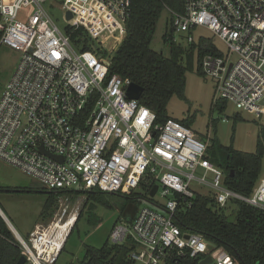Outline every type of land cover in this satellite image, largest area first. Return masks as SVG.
Returning <instances> with one entry per match:
<instances>
[{"label":"built area","instance_id":"obj_1","mask_svg":"<svg viewBox=\"0 0 264 264\" xmlns=\"http://www.w3.org/2000/svg\"><path fill=\"white\" fill-rule=\"evenodd\" d=\"M43 2L0 0V46L19 53L0 97V159L44 188L65 193L128 194L149 175L164 203L153 201L162 209L142 204L131 220L113 225L110 243L129 241L133 264H201L208 256L205 264H236L201 233L184 232L176 210L197 192L190 188L197 183L221 207L241 200L264 211V173L248 195L225 186L223 170L205 156L206 141L176 118L157 122L140 98L127 97L132 81L112 73L111 65L132 0H62L63 29ZM31 4L34 10L19 19L20 9ZM168 10L172 42L209 38L194 36L202 27L225 45L221 50L214 43L217 53L200 60L203 75L215 81L213 101L264 115V0H184L183 12ZM66 28L84 29L87 48L74 44ZM65 193L49 221L36 224L26 238L19 234L24 264H55L78 215V205L68 209Z\"/></svg>","mask_w":264,"mask_h":264},{"label":"trees","instance_id":"obj_2","mask_svg":"<svg viewBox=\"0 0 264 264\" xmlns=\"http://www.w3.org/2000/svg\"><path fill=\"white\" fill-rule=\"evenodd\" d=\"M165 8L183 12L184 0H132L130 16L126 22V35L115 51L111 65L112 73L127 77L143 88L139 101L156 113L157 122H164L171 117L167 114V104L173 95L185 98L186 72L196 64L197 71L203 74L200 68L201 57L207 52L217 53L212 38H200L188 45L172 42L170 19L163 34L164 43L169 45V55L165 56L161 51L152 49L151 41ZM66 31L74 44L87 48L88 36L84 29L66 28ZM212 104L220 111L226 107L224 100L213 101ZM234 118L240 120L242 117L237 113ZM177 120L190 127L189 119ZM205 156L223 170L225 186L248 195L261 174L264 127L258 129L253 152L236 149L232 143L223 145L213 138L207 144ZM154 183L149 175H145L137 189H144L149 193ZM42 188L47 192V198L40 216H45L52 210L57 196L65 192ZM136 190L128 194L109 193L112 197L129 199V202L125 200L120 207L118 221L121 218L131 220L135 215L140 204V196H137ZM66 193L86 194L84 206L90 203L91 210L96 205L113 208V203L105 197L108 192L99 189L71 190ZM229 204L221 207L212 193L195 192L189 202L179 201L175 222L184 232L201 233L208 241L222 246L236 264H264V211L241 200H234ZM81 215L82 211L75 225ZM131 249L129 241L122 244L105 242L101 247L86 245L82 261L84 264H133L128 257ZM21 255L18 240L0 215V264H16Z\"/></svg>","mask_w":264,"mask_h":264},{"label":"rangeland","instance_id":"obj_3","mask_svg":"<svg viewBox=\"0 0 264 264\" xmlns=\"http://www.w3.org/2000/svg\"><path fill=\"white\" fill-rule=\"evenodd\" d=\"M10 1V0H6ZM62 0H45L44 8L47 10L54 22L63 29L67 24L65 13L60 9ZM34 10V5L22 7L19 11V19L26 20V16ZM170 12L165 8L158 20L156 30L151 41L152 49L161 51L165 56L169 55V45L164 43L163 34L167 30ZM202 34L212 38L214 43L221 50H225V45L209 30L196 27L194 36ZM175 43H184L177 37ZM19 53L6 45L0 46V97L6 83L10 79L17 63ZM194 64L191 70L186 72V83L184 97L179 98L173 95L167 104V114L176 119H189L190 128L201 139L210 143V139L216 138L221 144L229 145L246 152H253L256 147L258 129L264 127V115L237 108L233 103L227 101L224 110L220 111L213 106L215 81L199 73ZM239 113L240 120H236L234 115ZM203 170L198 169L197 174L202 175ZM264 173V158L262 160L261 175ZM0 208L13 224L17 232L24 238L34 228L36 224L49 221L59 205L62 194L55 199L50 213L40 216L42 208L47 198V192L42 185L28 176L19 168L12 166L0 159ZM190 188L198 193L208 194L211 191L206 186L192 183ZM137 196L150 198L158 203H164L159 197V193L150 197L144 189L135 191ZM68 197V209L78 205V215H82L78 222L74 223V228L68 235L64 246L55 264H69L72 261H81L86 245L101 247L105 242L110 243L109 233L113 225L119 219V210L124 205L125 197L114 196L109 193L105 197L113 203V208H106L96 205L91 210L89 204L84 206L87 195L65 193ZM64 199V198H62ZM140 201L139 206H142ZM230 204H228L229 206ZM77 220V219H76ZM76 222V221H75ZM139 264V263H134Z\"/></svg>","mask_w":264,"mask_h":264},{"label":"water","instance_id":"obj_4","mask_svg":"<svg viewBox=\"0 0 264 264\" xmlns=\"http://www.w3.org/2000/svg\"><path fill=\"white\" fill-rule=\"evenodd\" d=\"M71 17V12L70 11H67L66 13V18H70ZM142 91H143V88L134 83V82H131L127 89H126V95L128 98H132V99H139L141 97V94H142ZM262 103H264V99L261 101ZM157 184H154L150 191H149V195L150 197H153L156 193V190H157ZM139 200L144 203V204H147L151 207H154V208H157V209H162L158 204H156L152 199L150 198H146V197H140ZM0 215L1 217L4 219V221L6 222V224L8 225V227L10 228V230L12 231V233L14 234V236L16 237V239H19L20 235L19 233L17 232V230L14 228L13 224L11 223V221L8 219V217L5 215V213L3 212V210L0 208ZM187 236V235H186ZM26 261V257L24 254H22L18 261L16 262V264H24ZM211 261V257L208 256L206 257V259H204L203 261H201V264H205L207 262H210Z\"/></svg>","mask_w":264,"mask_h":264},{"label":"bare ground","instance_id":"obj_5","mask_svg":"<svg viewBox=\"0 0 264 264\" xmlns=\"http://www.w3.org/2000/svg\"><path fill=\"white\" fill-rule=\"evenodd\" d=\"M74 219L70 220V222H72Z\"/></svg>","mask_w":264,"mask_h":264}]
</instances>
